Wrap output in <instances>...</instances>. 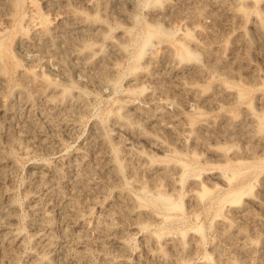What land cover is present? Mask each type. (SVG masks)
I'll use <instances>...</instances> for the list:
<instances>
[{
	"label": "rangeland",
	"instance_id": "obj_1",
	"mask_svg": "<svg viewBox=\"0 0 264 264\" xmlns=\"http://www.w3.org/2000/svg\"><path fill=\"white\" fill-rule=\"evenodd\" d=\"M31 1L46 25L75 15L92 26L74 36L90 64L67 55L65 75L62 54L17 44ZM0 28L9 45L0 52V152L11 159L0 162V210L11 209L7 225L21 237L0 241V264H86L71 248L87 247L93 264H264V0H0ZM185 47L194 55L182 58ZM34 74L67 88L71 102H22L41 82ZM50 95L54 105L62 97ZM103 139L135 166L141 151L152 170L135 177L126 166L121 183ZM78 217L115 229L90 233V247Z\"/></svg>",
	"mask_w": 264,
	"mask_h": 264
},
{
	"label": "bare ground",
	"instance_id": "obj_2",
	"mask_svg": "<svg viewBox=\"0 0 264 264\" xmlns=\"http://www.w3.org/2000/svg\"><path fill=\"white\" fill-rule=\"evenodd\" d=\"M49 1L53 2L55 0H49ZM6 2L8 4H12V3L16 4L17 0H6ZM22 17L26 21L27 25L25 27H23L24 33H22L21 35H19L17 37V44L21 48H23L25 50H30V48L33 47L32 48L33 50L38 49V50H43V51L45 50V52L47 51V52H50L52 54L53 53L62 54V57L60 58L61 60H59V63L61 65L62 73L65 75L69 74V72L72 70L71 66L68 64L67 55L69 57H70V55L73 57L75 56V58H77L78 60L81 59L87 65L90 64L88 55L83 53L82 50L76 48L75 42H74V36H75L76 32L85 33V30L87 28L92 27L91 25H86L79 17H76L75 15H73L71 18L69 17V19L67 17H60V20H59L57 25H53V26L52 25L51 26L46 25L44 20H43V16L40 14V12H38L36 5L32 1L27 2L24 5L23 11H22ZM59 41H61V43L62 42L64 43L65 46L63 45L64 46L63 49H60V47H59L60 42ZM150 44H151L150 40L146 39L145 40V46L150 45ZM196 45H198V43ZM7 49H9L8 34H7V31L0 28V52L3 50H7ZM33 50H30V51H33ZM207 51L213 52L212 49H209ZM193 55H194V53L189 48L185 47L184 50L182 51L181 57L184 58V57H190ZM162 56H164V55H162ZM160 58H162V57H159L153 51L151 52L150 60L152 62L158 63L160 61ZM196 68L200 71H203V68L201 66L197 65ZM32 78H35V79L38 78L41 82L36 80L40 83H38V86L36 87V91L33 92L34 94L23 93V91L21 90L23 93V96H20L19 98L22 99L21 100L22 102H25L26 104H30V103H32V100L33 101L35 100L34 99L35 97H41V98H45V100L50 105L52 104L53 106H58V105H63V103L70 101L71 97H69L68 89L65 87L59 86L54 79H51V78L44 76V75L39 76V75H35V74H34V77H32ZM187 88L190 91L195 90L193 87H187ZM54 92H60L61 96H62V97H59L60 99L57 100V103H55L56 105L53 104L55 102V100L50 95V93H54ZM22 93H20V95H22ZM241 96H243V94L241 92H238L237 97H241ZM79 98H81V95H79ZM135 99H136V97H133V96L131 98H129V100H128L129 105L136 109L137 115L148 117L149 115H147V112L143 108H141L137 105L136 106L134 105ZM166 104H167V102L160 103L158 105V114L166 115L169 113V112H167L168 109H166L167 108ZM120 127H121V129H125L134 138H139V137L145 136V134L142 131V128L140 127V124L139 125L135 124V122H132V123L131 122H129V123H122L121 122ZM103 141L106 142V144L108 145V148H109V154H108L109 164H110L109 170L121 181V183L124 184V183L128 182V180L124 176V170H125L126 166L129 167L130 171L133 173V175L135 177H140L143 172L152 170L153 165L155 163L150 159H144L145 158L144 154L141 151H137V152H135V154L133 153L140 160V162L138 163V166L137 165L135 166V164H133L134 161L132 162V158H133L132 153L130 154L129 152L126 151L124 154H122L121 150L119 148L115 147L114 145L110 144V142H108L109 141L108 139H105V140L103 139ZM155 143L160 145V143L157 139H155ZM123 157L125 158V160ZM8 158H9L8 154H6L4 152H0V162H4ZM142 160H144V162ZM89 168L90 167H88V169ZM182 168L184 171H187L188 165L183 164ZM164 171L169 172V170L167 168H165ZM82 177L76 178L77 179L76 183L78 184V186H80V184H84L87 182L85 180V178H82ZM38 178H39L38 181L40 183V185H38V186L40 188L45 187L44 175L40 174L38 176ZM53 183L56 185L59 183V181H55ZM56 187H57V185H56ZM56 187H54L52 185L48 186V188L50 189L49 193L53 192ZM157 198L160 200L164 199L161 196H159ZM10 207H11V205H10ZM34 213L36 215L41 216V220H38L37 224H44V223L46 224L47 223V227L50 230L49 231V235H50L49 238L51 239L52 227H51V224L49 222L51 220L50 214L47 211H45V209L43 210V208L40 207V204H38V206L35 207ZM77 214H78V212H77ZM78 216H79V214H78ZM0 217H1L0 219L3 218V220H0V241L2 242V244H5V246H7V247H11V245H13V244H20L21 243L20 234L15 233L7 225L9 219L12 218L11 209H7L6 211H1ZM4 221H5V223H4ZM78 221H79V223L82 224L83 236L86 239L87 245L90 247L95 242L94 239L90 236V233L95 232L98 235H102V233H104V232L109 233L115 229L114 228L115 226L114 227L108 226V225H112V224H108V225L103 224L104 220L102 221V217H87V218L86 217L85 218L80 217L77 220V222ZM47 238L43 239V241H45ZM101 242H102V240H101ZM101 242H99V243H101ZM174 243L176 246L180 247L183 251L187 248L186 243L183 239L174 240ZM46 244H48V241H46L44 245H46ZM68 244L69 243H67V247H70L71 244L70 245H68ZM7 247L4 249L7 250ZM71 249H72V254L74 255V257L81 258L83 256L84 258L86 257V260H85L86 264L92 263V258H93L91 255L92 253H91V251H89L88 247L86 248V250H83V251H80V250L77 251V249L74 250L73 248H71ZM5 250H3V251L5 252ZM11 251H13V250L11 249L10 252ZM6 252H5V254H6ZM10 252H7V254H10ZM68 252H70V251H68ZM68 255H71V254H68ZM82 260L83 259H81L80 261H82Z\"/></svg>",
	"mask_w": 264,
	"mask_h": 264
}]
</instances>
